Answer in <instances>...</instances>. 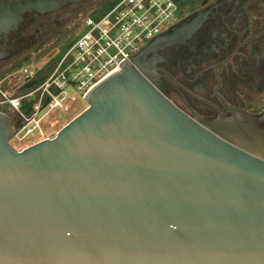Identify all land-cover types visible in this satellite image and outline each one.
Masks as SVG:
<instances>
[{
    "label": "water",
    "instance_id": "1",
    "mask_svg": "<svg viewBox=\"0 0 264 264\" xmlns=\"http://www.w3.org/2000/svg\"><path fill=\"white\" fill-rule=\"evenodd\" d=\"M85 0H0V60L27 14ZM89 89L54 137L21 150L0 112V264H264V112L191 117L142 63Z\"/></svg>",
    "mask_w": 264,
    "mask_h": 264
},
{
    "label": "flooded vegetation",
    "instance_id": "2",
    "mask_svg": "<svg viewBox=\"0 0 264 264\" xmlns=\"http://www.w3.org/2000/svg\"><path fill=\"white\" fill-rule=\"evenodd\" d=\"M184 1L179 19L149 41L142 68L191 117L230 118L229 107L264 112V0ZM34 15L24 16L10 40H35Z\"/></svg>",
    "mask_w": 264,
    "mask_h": 264
},
{
    "label": "built area",
    "instance_id": "3",
    "mask_svg": "<svg viewBox=\"0 0 264 264\" xmlns=\"http://www.w3.org/2000/svg\"><path fill=\"white\" fill-rule=\"evenodd\" d=\"M179 17L175 0H116L103 14L81 19L74 39L32 89L21 90L37 76L30 67L9 69L0 77V112L15 121L14 138L23 139L34 130L41 135L38 141L54 137H43L41 122L57 109L68 110L69 101L74 99L68 97L69 85L83 97Z\"/></svg>",
    "mask_w": 264,
    "mask_h": 264
},
{
    "label": "rangeland",
    "instance_id": "4",
    "mask_svg": "<svg viewBox=\"0 0 264 264\" xmlns=\"http://www.w3.org/2000/svg\"><path fill=\"white\" fill-rule=\"evenodd\" d=\"M106 1L85 0L79 4L64 7L54 13L34 15V22L30 27V34L35 35V40L27 45L25 51L16 59L12 58L0 61V77L5 76L9 72V69L13 70L14 66L18 65L17 63H22V65L30 67L36 73L37 77L46 75L47 71L53 66L56 58L63 54L66 46L78 33L81 19L87 15H97L103 7L101 3ZM191 1L192 4L196 2L199 5L201 0ZM177 2L184 3L185 1L177 0ZM178 6L181 8L180 3ZM17 68L19 67L15 69ZM33 87L27 84L21 90L28 91ZM66 91L68 97H73L74 99L69 101L67 111L57 109L43 119L41 122L43 137L55 135L60 128L86 107L81 93L74 86L69 85ZM50 123H52L53 127L50 126ZM40 137L41 135L38 130H34L31 135H27L23 139L13 138L10 143L16 149L20 150L38 141Z\"/></svg>",
    "mask_w": 264,
    "mask_h": 264
},
{
    "label": "trees",
    "instance_id": "5",
    "mask_svg": "<svg viewBox=\"0 0 264 264\" xmlns=\"http://www.w3.org/2000/svg\"><path fill=\"white\" fill-rule=\"evenodd\" d=\"M116 0H107L106 2H103L102 5L103 7L99 10L98 12V15H101L103 14L109 7H111L114 3H115ZM177 2V0H175ZM178 3V2H177ZM180 3V6H183L184 3ZM178 3V4H179ZM18 65H15L14 68L16 67H20L22 65V63H17ZM46 75H43V76H36L34 79L32 80H29V82L27 84H30V86H35L37 84H39L44 78H45Z\"/></svg>",
    "mask_w": 264,
    "mask_h": 264
},
{
    "label": "crops",
    "instance_id": "6",
    "mask_svg": "<svg viewBox=\"0 0 264 264\" xmlns=\"http://www.w3.org/2000/svg\"><path fill=\"white\" fill-rule=\"evenodd\" d=\"M178 4V3H177Z\"/></svg>",
    "mask_w": 264,
    "mask_h": 264
}]
</instances>
